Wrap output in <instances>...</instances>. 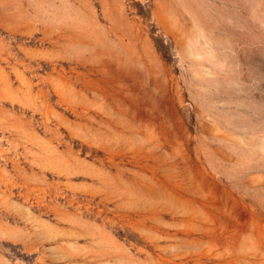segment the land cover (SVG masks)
<instances>
[{"label": "rangeland", "instance_id": "rangeland-1", "mask_svg": "<svg viewBox=\"0 0 264 264\" xmlns=\"http://www.w3.org/2000/svg\"><path fill=\"white\" fill-rule=\"evenodd\" d=\"M0 264H264V0H0Z\"/></svg>", "mask_w": 264, "mask_h": 264}]
</instances>
